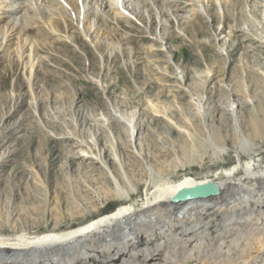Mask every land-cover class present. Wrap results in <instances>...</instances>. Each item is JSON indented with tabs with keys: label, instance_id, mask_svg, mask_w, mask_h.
<instances>
[{
	"label": "rangeland",
	"instance_id": "1",
	"mask_svg": "<svg viewBox=\"0 0 264 264\" xmlns=\"http://www.w3.org/2000/svg\"><path fill=\"white\" fill-rule=\"evenodd\" d=\"M180 1L165 30L152 10L148 28L107 21L88 36L71 19L38 21L20 36L39 44L35 63L29 45L19 59L0 43L1 238L138 209L152 176L217 182L236 152L264 165V0H231L224 16Z\"/></svg>",
	"mask_w": 264,
	"mask_h": 264
},
{
	"label": "bare ground",
	"instance_id": "2",
	"mask_svg": "<svg viewBox=\"0 0 264 264\" xmlns=\"http://www.w3.org/2000/svg\"><path fill=\"white\" fill-rule=\"evenodd\" d=\"M230 1L190 0L189 4L198 6L203 15L215 5L224 16ZM181 3L180 0H0L1 51L16 53L20 59L29 45L35 63L39 44L28 43L20 36L38 21L54 30L52 20L57 17L74 20L77 28L88 36L96 29L105 31L107 21L118 27L121 22L141 24L140 18L145 17L148 28L152 10L160 29L165 30L168 17L178 14ZM262 8L260 19L264 25V3ZM15 39H20L18 44L13 43ZM262 40L264 43V37ZM14 44L17 46L13 47ZM32 69L33 66L29 73ZM135 134L133 129L131 138ZM237 139L239 147L249 145L242 132H237ZM242 157L236 152L235 165L217 182L204 178L162 185L158 177L152 176L148 182L153 187L146 190L145 201L138 209L121 205L58 233L18 235L12 240L0 237V264H264V165L259 167ZM205 185L213 189L211 196L176 202L180 193ZM161 217L164 220L148 225L152 218ZM130 231L142 234L134 245L128 240ZM27 257L34 260L25 262L23 258Z\"/></svg>",
	"mask_w": 264,
	"mask_h": 264
},
{
	"label": "water",
	"instance_id": "3",
	"mask_svg": "<svg viewBox=\"0 0 264 264\" xmlns=\"http://www.w3.org/2000/svg\"><path fill=\"white\" fill-rule=\"evenodd\" d=\"M214 193L213 189L209 185L197 187L188 191H184L180 193L176 197V202H183L186 199H194V200H199V199H205L209 196H211Z\"/></svg>",
	"mask_w": 264,
	"mask_h": 264
}]
</instances>
